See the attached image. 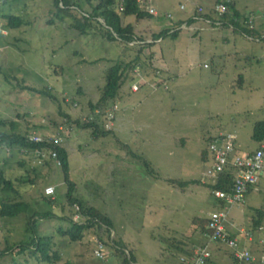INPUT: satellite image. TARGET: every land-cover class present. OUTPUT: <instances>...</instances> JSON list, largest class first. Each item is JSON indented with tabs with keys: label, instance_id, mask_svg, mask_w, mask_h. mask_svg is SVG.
<instances>
[{
	"label": "rangeland",
	"instance_id": "374dc122",
	"mask_svg": "<svg viewBox=\"0 0 264 264\" xmlns=\"http://www.w3.org/2000/svg\"><path fill=\"white\" fill-rule=\"evenodd\" d=\"M173 1L169 8L180 12L179 4L188 0ZM193 1L205 7L214 2ZM236 3L241 13H255L259 29L264 0ZM54 10L51 0H0V122L4 123L0 130L22 131L32 139L58 137L68 150L70 167L66 173L52 157L43 161L35 150L17 144L12 151L0 142V168L17 183L23 200L53 211L35 228L39 235L53 236V249L62 257L49 263L28 251L18 253L20 241L33 236L26 232L28 219L22 214L0 217V264H124L121 249L128 259L132 252L136 264H188L181 261L185 253L176 247L182 243L191 250L195 245L193 252L199 254L198 262L193 254L191 264H203L204 251L211 255L209 264H235L226 244L206 245L210 215L220 205L212 187L201 180L208 167L203 151L208 139L222 132H234L242 151L259 146L252 131L254 122L264 120V38L253 41L224 29L213 32L211 40L209 31L183 30L177 38L147 46L153 41L152 20L130 18L145 33V41L133 44L143 51L142 70H137L139 62L134 68L141 75L149 71L148 79L143 82L134 76L126 81L119 121L113 113L118 105L109 115L101 111L96 123L107 134L94 135L95 128L84 125L98 111L91 108L104 85L105 71L116 60L128 63L133 57L122 43L96 29L81 33ZM10 14L21 16L24 23L10 27L6 17ZM251 54L258 60H251ZM135 82L141 83L137 93L129 88ZM67 178L77 187L72 195L86 196L91 206L109 215L112 229L94 224L81 241L59 232L70 226V220L90 221V216H79L69 205ZM258 178V201L225 207L237 213L240 225L251 228L249 217L258 208L264 210V175ZM179 181L190 183L181 186ZM49 183L55 187L51 195L45 190ZM43 191L50 206L42 205ZM201 218L208 219V232L201 230ZM97 241L105 244L102 259L94 254ZM259 243L256 250L264 254V243Z\"/></svg>",
	"mask_w": 264,
	"mask_h": 264
},
{
	"label": "trees",
	"instance_id": "16d2710c",
	"mask_svg": "<svg viewBox=\"0 0 264 264\" xmlns=\"http://www.w3.org/2000/svg\"><path fill=\"white\" fill-rule=\"evenodd\" d=\"M221 1L222 0H215L213 6L210 9H207L203 5L195 6L193 9V13L189 16V20L186 21L176 20L175 22H171L170 25L171 27H166L165 29H162L160 32H156L154 30L151 32L152 33L151 38L159 39L162 37L166 38L167 36L177 38L183 30L184 31L186 30L182 28L183 23H188L189 25L196 26V23L199 22L201 24L202 23L209 24V26L215 30L230 29L233 32H237L243 35L244 37L251 39L252 38L251 35H253V29H254L251 25L252 24L251 15H246L241 13V11L237 7H235L236 3L234 0L225 1L227 4V10L223 13H220L216 10V6ZM155 2L156 0H153L154 7H156ZM51 3L53 5V8L55 9L54 11H56L55 14H57L60 20H64V19L69 20L71 27L73 26L77 28L81 33L84 34L89 33L93 29H96L97 32L101 33L102 36L108 38L110 41H117L122 43V45L125 46L127 52H130L133 57L132 60L128 63L118 59L110 67L107 68L104 74L105 81L102 90L100 92L99 99L95 104H92V108H91L94 109V111H96V108H98L99 112L98 113L95 112L93 118L89 120L90 123L84 125L86 127L95 128L92 131L94 135H98L99 133L105 135L107 134V132H105L104 127L96 123L97 117L101 114V111H104V109L108 107H113L115 105H118V108L115 111H113V113L115 116L117 115V112L119 110V103L117 102L121 98V92L124 90V86L127 84L126 81L128 79L132 80L130 77L131 73H133V76H135L134 66L137 65L136 63L139 62L142 64L141 66H143V62L141 60V54L143 53V51L141 49H136V46H133V44L135 45V43H137L136 44L137 46L141 44L140 42H138V40L145 41L144 30H141L137 27L138 22H140L143 19L153 20L155 16L156 17L162 16V18L164 17L172 21L174 20L173 19L174 15L172 13L159 15V11L158 14H152L148 11L141 9L138 0H51ZM199 6L203 9L199 14L204 19L195 20L193 16L197 13V8ZM182 8L186 9L185 6ZM78 15H81L82 19H80ZM6 17H8L10 27L11 26L19 27L24 23V19L21 16L10 14V15H6ZM133 17L138 22L129 20L130 18ZM173 28L175 29L173 30ZM197 31H200L199 28L193 32L196 33ZM188 33H192V32L188 31ZM152 44L155 43L150 42L147 44V46H150ZM141 46L143 47L145 46V44H142ZM137 50L140 51L137 52ZM137 90H139V86ZM90 113L91 111L84 116H88ZM77 122H81V119L80 121L78 119ZM0 123L4 124L2 122ZM253 124L254 125L252 131V138L259 143V146L254 148V151H256L258 148L262 147L261 145L264 141V120H257ZM226 133H233V132H226ZM222 134H225V132L220 133L215 137H210L208 139V148L205 151H203V160L208 163V166L213 161V155L209 151V145L213 140L217 139L216 137L219 136L221 137ZM41 136L44 137V140L34 141L32 140V138H30L29 134H23L22 131L7 134L4 131L0 130V142L3 143L5 142V144L9 146L12 151L16 149L17 144H20L28 149L35 150L36 156H40L43 161H47L48 160L47 158L49 157H52L56 161L60 159V161L62 162L61 165L67 173L70 167L69 153L67 148L61 143V140L58 137H54V136L52 137L49 135H41ZM235 136H236L235 144L237 145L235 151L244 152L241 150L242 147L238 142V138L236 134ZM56 138L59 139L58 142L55 141ZM248 150L249 151L246 150V152H251V153L254 152L253 150H251V148ZM53 151L57 152V158L53 156ZM235 176H236V172L234 168L231 166L229 168H226V172L219 177L217 182H215L214 184L213 183H208V184L209 186L212 187L213 192L216 189H221L227 192H231L235 186V178H236ZM179 182L181 186L190 183L189 181L188 182L179 181ZM192 182H196V181H192ZM16 185L17 183H14V180H12L8 176L7 172L2 166L0 168V217L15 218L17 216L25 214L26 219H28L26 223L27 224L26 232L33 233V236H30L25 240H21L20 244L16 246L17 247L16 249H18V253H22V252L25 253L26 251H28L36 255L39 261H44L49 263L54 262L56 259L58 260L61 259L62 254L59 252V250L57 251L53 249L52 246L53 236L39 235L37 234L35 228V225L40 220L46 217H50L51 215L53 216V211L51 209L47 210L45 209V207H43L44 206L43 204H48L50 206V203L47 201L45 192L43 191V197L42 199L40 198L43 202L42 203L43 206L40 207L39 209L33 207L29 202L21 198L20 190L16 187ZM75 188L77 187L75 186L74 182L68 179L67 197H68L69 205L77 208L75 212L79 216L81 217L90 216V221L88 224H82L75 220H70V226H68L67 229L60 227L59 232L63 235H68L71 241H81L85 236L86 229L92 227L94 224L104 223L110 226L112 229L114 224L111 217L107 214H104L99 208L91 206L90 200L87 199L86 196L85 198L81 197V195L73 196L72 195L73 191L76 192ZM218 199L219 198H217V200ZM220 205L222 207L220 208V210H217L218 213L224 210L227 211V209L225 208L227 206H223L224 205L223 202H221ZM254 213H256V215L252 220L253 222L252 225L254 226V228H258L261 230V228L258 226H261L262 224V218H263L262 216L264 215V210L256 209ZM197 219L198 218H196L195 221ZM80 220H83V218H81ZM207 222L208 219L201 218L200 223L202 228L201 230H203V232L209 231V229L206 228ZM251 235H253V233H251ZM208 236H209L208 238L209 241L221 242L226 244L228 249H230V251H228L230 255L232 257L234 256L236 257L235 255L236 251L227 242L219 238H217L216 241H214L211 238L210 234ZM233 237L236 236L233 235ZM182 242L183 241H177L176 243H182ZM209 243H207L206 245H208ZM240 243L242 244L241 239H239L238 242L239 247L242 249L244 248L248 249L251 252L252 258L256 260L254 261L253 264H256L257 257L254 255L253 250L243 244H242L243 246H240ZM178 245L179 244H176V247L182 249L183 252L185 253V258H183V260L181 261H183L184 263L191 264V262L193 261L190 259L193 256L192 250L186 248L185 243H182L179 246ZM118 249L120 250L121 248ZM120 252L125 254L124 264H134L136 262L134 258V254L132 252H130L129 259L124 250L121 249ZM38 254H40V256ZM193 257H195V254ZM210 259L208 258L207 261H209ZM236 259L237 260L235 263L237 264H248L246 260L239 259L238 257H236ZM189 260L191 262H189Z\"/></svg>",
	"mask_w": 264,
	"mask_h": 264
},
{
	"label": "built area",
	"instance_id": "2783aa9c",
	"mask_svg": "<svg viewBox=\"0 0 264 264\" xmlns=\"http://www.w3.org/2000/svg\"><path fill=\"white\" fill-rule=\"evenodd\" d=\"M225 1L230 0H222L220 3L217 4L216 10L220 13H223L227 10V4ZM140 8L148 11L152 14H158V10L153 5V0H138ZM184 7V6H182ZM203 9L199 6L197 8V13L193 16L196 19H204L199 13ZM170 16V15H169ZM182 28L186 30L195 31L198 28L194 25H189L188 23H183ZM138 89V86H136ZM113 107H108L104 109V112L109 115L112 112ZM99 112V109L96 108ZM113 115V113H112ZM235 134L234 133H225L222 136L218 137L217 139L213 140L209 145V151L213 155V161L210 165L206 168L203 172V176L201 180L206 181L205 183H215L218 181L219 177L226 172V168L233 167L236 172L235 178V186L231 192H227L221 189L214 190V194L217 198L222 199L227 206H232L234 204H240L244 202L245 197L248 193V186L252 183H256L259 178V173L264 172V147L258 148L254 152H237L234 148L235 144ZM34 141H42L44 137L41 135L34 136ZM58 142V138L55 139ZM53 155L56 157L57 152L53 151ZM48 193H53L54 188L52 186L47 187ZM225 214V216H227ZM223 215L217 212H212L210 215L209 220V229L211 230V238L216 240L218 237L227 239L229 244L236 249H240L238 242H236V238L223 233ZM251 235V234H250ZM99 248L103 249V244L99 243ZM98 248V249H99ZM98 249L95 250V254L98 257H103L100 253H98ZM236 257L239 259L241 258H248L249 252L245 251L239 253V256L235 253ZM210 253L208 251L203 252V259L204 262L209 258ZM198 257L196 262L200 260L199 254L197 253ZM264 257V256H263ZM263 257L261 259H263ZM252 258V256H251ZM202 259V258H201ZM254 259V258H252Z\"/></svg>",
	"mask_w": 264,
	"mask_h": 264
},
{
	"label": "crops",
	"instance_id": "0c3cea01",
	"mask_svg": "<svg viewBox=\"0 0 264 264\" xmlns=\"http://www.w3.org/2000/svg\"><path fill=\"white\" fill-rule=\"evenodd\" d=\"M235 1V3H236V0H234ZM214 2H215V0H214ZM214 2H213V4H214ZM155 4H156V7H157V9H159L160 11H159V15H162V14H167V13H172L173 15H174V20H168V19H166V18H162V16H158V17H154V19L152 20V28L151 29H153V30H155L156 32H160L162 29H165L166 27H171L170 25H171V22H175L176 20H180V21H186V20H189V16L193 13V9H194V7L195 6H197L196 4H201V3H195L193 0H188L187 2H181L180 4H179V9H180V12H178V11H176V10H172L171 8H169L170 6L169 5H174L175 3H174V1L173 0H156V2H155ZM186 4V5H185ZM213 4H212V6H213ZM182 6H185L186 7V9H183L182 8ZM212 6H209V7H206L207 9H210ZM235 7H237V3L235 4ZM238 8V7H237ZM182 10H187L186 12H184V11H182ZM174 11H176V12H174ZM255 13L254 12H252L251 13V20H252V27L254 28L253 29V35H251V40H253V41H262V39L264 38V31H263V29H264V23H261L260 24V27H259V29L257 28V25H256V21H255V18L254 17H256V15H254ZM247 15V14H246ZM196 26L199 28V30L200 31H197L196 33H193V34H198V33H200V32H206V31H209V32H207V33H211L212 35H211V40H214V36H213V32H215V31H218V30H215V29H212L210 26H209V24H197L196 23ZM159 28V29H158ZM253 36H255V37H253ZM166 38H168V36L166 37ZM166 38H164V37H162V38H159V39H153V41L152 42H154V43H163L164 41H165V39ZM243 55H246L245 53H243ZM154 56V58H156V53H155V55H153ZM259 57V56H258ZM154 58L152 59V62H153V60H154ZM256 59V60H258L257 58H256V56L254 55V54H251V60H253V59ZM152 64V63H151ZM137 70H142V66H141V64L138 66V68H137ZM134 71H135V76H139L140 77V79L143 81V82H147V79H148V74H149V71L148 72H145V74L144 75H141V74H138V73H136V67H135V69H134ZM130 77H131V79H133L134 78V76H133V73H131V75H130ZM133 85H138L139 87H141V83L139 84L138 82H135V83H133L132 85H130L129 86V88L131 89V91L132 92H134V93H137V92H139L140 91V89L139 90H133ZM128 85L126 84L125 85V87H127ZM98 99H99V97H98ZM98 99H97V101H98ZM120 100H121V98L118 100V102L117 103H119V108H120ZM97 101H95V103L97 102ZM119 121V118H118V112H117V119H116V122H118ZM115 122V123H116ZM122 124V122H121V120H120V125ZM223 133V132H222ZM226 133V132H225ZM234 133V132H233ZM64 145V144H63ZM65 146V145H64ZM262 147H264V143H262V145H261ZM66 147V146H65ZM258 147V146H257ZM251 150H253L254 151V148H251ZM247 151H249L248 149H247ZM244 152H246V150L244 151ZM48 159V158H47ZM262 176L264 175V172H263V174H261ZM49 185H53L52 183H49ZM260 186V184L259 185H257V183L253 186V187H251L250 188V190L248 191V193H247V195H246V199H245V201L243 202V203H240V204H238L237 206L238 207H241V205H243V204H247V202L248 201H250V203H251V201L252 202H256V201H258V198H259V195H258V193H257V191H258V187ZM217 199V198H216ZM221 202H223L224 203V201L222 200V199H218V205H220V203ZM223 206H227V205H225V203H224V205ZM222 206L220 205V207L218 208V210H220V208H221ZM233 208H234V206H233ZM232 208V209H233ZM259 209V208H258ZM239 210H240V208H239ZM217 211V210H216ZM231 211L229 210V209H227V213H228V219H227V221H228V224H227V229H228V231H229V233H231L232 235H234V236H236V237H238L239 239H241V241H242V244L243 245H245V246H247V247H249V248H251L252 250H253V253H254V255L257 257V260H260V258L261 257H263L264 256V254H262V253H259L258 252V250H256V247H255V243H258V244H261V243H259V242H263L264 243V236H262V234H263V232H264V224H263V222H264V215L262 216L263 218H262V224H261V226H258V227H260L261 228V230L260 229H258V228H254V226L252 225V228H251V226H249V227H247V226H245V225H240L239 224V221H238V219H236V215H237V213H234V211L232 212V213H230ZM230 214V215H229ZM256 215V213H254L253 214V216L251 217H249V220H250V224H251V218H252V220H253V218H254V216ZM209 216V215H208ZM207 216V218H209ZM204 218H206V217H204ZM253 223V222H252ZM114 224V223H113ZM206 228H207V224H206ZM248 232H251V233H253V235H247L248 234ZM246 235H247V237H249L250 239H247V237H246ZM256 235H260V236H258V239H259V241L258 242H256V240H255V236ZM206 237L207 238H209V236H208V234H206ZM260 237V238H259ZM210 243V246L212 247V245H213V243L214 242H212V241H209ZM241 243H240V246H243ZM194 246L195 245H193V247H192V253L194 254ZM213 248V247H212ZM214 250V249H213ZM213 250H212V252H213ZM261 255V256H260ZM232 257V256H231ZM233 259H234V262H236V257L234 256V257H232ZM211 260V259H210ZM210 262V261H209ZM209 262L207 263V264H209ZM136 264V263H135ZM235 264H237V263H235Z\"/></svg>",
	"mask_w": 264,
	"mask_h": 264
},
{
	"label": "bare ground",
	"instance_id": "6f19581e",
	"mask_svg": "<svg viewBox=\"0 0 264 264\" xmlns=\"http://www.w3.org/2000/svg\"><path fill=\"white\" fill-rule=\"evenodd\" d=\"M133 89H135L134 88V85H133V87H132ZM216 138H218V137H216ZM59 140V139H58ZM234 148H237V145H234ZM54 156V155H53ZM55 157V156H54ZM55 158H57V156L55 157ZM57 163L58 164H62V162L60 161V159L57 161ZM263 174V173H262ZM259 176H261V173H259V175H258V177ZM257 183V182H256ZM256 183H252V184H250L249 186H248V190H250V188L251 187H253ZM49 186H52L53 188H54V191H53V193L55 192V187L53 186V185H49ZM49 186H47V187H49ZM47 187H46V189H47ZM45 189V190H46ZM53 193H48L47 192V190H46V194L47 195H51V194H53ZM245 199H246V197H245ZM245 201V200H244ZM243 203V202H242ZM221 215H223V220H224V224H223V233L224 234H226V235H228L229 237H231V236H233V235H231V233H229L228 231H227V224H228V221H227V217L224 215L225 213L224 212H219ZM250 234H251V232H248V234L247 235H249L250 236ZM247 235H246V237H247ZM219 239H222V240H224L225 242H227L228 244H229V242H228V240L227 239H223V238H220V237H218ZM236 238V242H239V239L237 238V237H235ZM248 239H250L249 237H247ZM99 243H102L103 244V249H101V248H99ZM230 245V244H229ZM231 246V245H230ZM104 247H105V244L102 242V241H97V245H96V248L94 249V254H95V250L96 249H98L97 251H98V253H100L101 255H103V250H104ZM233 247V246H232ZM234 248V250L236 251V254L239 256V253H242V252H245V251H247V252H249V257L248 258H241L242 260H246L247 262H248V264H251V262H252V264L254 263V261H256V260H254V259H252L251 258V252L248 250V249H242V248H240V249H236L235 247H233ZM95 256H97L96 254H95ZM195 256H197V253H196V255ZM98 257V256H97ZM210 257H211V255L209 256V259H210ZM99 258H101V257H99ZM102 259V258H101ZM208 260V259H207ZM205 261L203 264H206V262H208V261ZM194 261V260H193ZM258 264H262V263H264V258L263 259H261L259 262H257Z\"/></svg>",
	"mask_w": 264,
	"mask_h": 264
}]
</instances>
